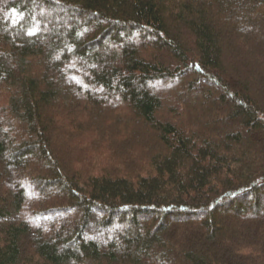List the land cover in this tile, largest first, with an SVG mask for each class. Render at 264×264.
Masks as SVG:
<instances>
[{
	"label": "trees",
	"instance_id": "1",
	"mask_svg": "<svg viewBox=\"0 0 264 264\" xmlns=\"http://www.w3.org/2000/svg\"><path fill=\"white\" fill-rule=\"evenodd\" d=\"M0 264H264V0H0Z\"/></svg>",
	"mask_w": 264,
	"mask_h": 264
},
{
	"label": "rangeland",
	"instance_id": "2",
	"mask_svg": "<svg viewBox=\"0 0 264 264\" xmlns=\"http://www.w3.org/2000/svg\"><path fill=\"white\" fill-rule=\"evenodd\" d=\"M106 44H107V43H103V45H106ZM59 215H61V213H57L55 217H58ZM216 215H217V216H220V212L217 211V212H216ZM138 221H139V222H142V217H139V218H138ZM107 232H109V230H107ZM107 232H106V233H107ZM109 234L113 237V234H114V233L109 232ZM97 237H98V236H97ZM99 237H100V235H99ZM101 241H103V242L108 241V237H107L106 239L101 238Z\"/></svg>",
	"mask_w": 264,
	"mask_h": 264
},
{
	"label": "snow or ice",
	"instance_id": "3",
	"mask_svg": "<svg viewBox=\"0 0 264 264\" xmlns=\"http://www.w3.org/2000/svg\"><path fill=\"white\" fill-rule=\"evenodd\" d=\"M29 34L31 35V34H34V33H31V32H30Z\"/></svg>",
	"mask_w": 264,
	"mask_h": 264
}]
</instances>
